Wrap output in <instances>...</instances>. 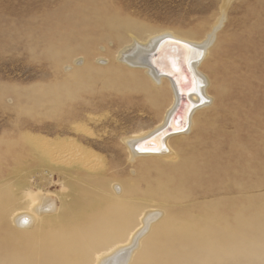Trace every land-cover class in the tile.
I'll list each match as a JSON object with an SVG mask.
<instances>
[{
  "label": "rangeland",
  "instance_id": "1",
  "mask_svg": "<svg viewBox=\"0 0 264 264\" xmlns=\"http://www.w3.org/2000/svg\"><path fill=\"white\" fill-rule=\"evenodd\" d=\"M210 32L218 50L208 65L224 90L218 95L213 74H204L213 89L206 93L209 107L174 148L175 160L194 152L200 160L206 156L208 166L192 176L188 197L170 205L191 216L208 214L203 222L208 229L217 225L216 213L227 218L226 231L237 235L223 243L242 252L215 249L220 262L209 258L203 230L178 247L188 235L167 229V211L148 193L173 162L130 157L128 136L160 122L172 96L164 85L148 88L144 71L119 58L133 39L143 43L154 34L173 33L199 41ZM136 70L142 71L139 76ZM67 139L87 149L81 155L85 165L104 166L107 193L120 192L124 181L132 194L111 202L92 199L93 214L104 209L106 216L85 220L91 222L85 235L49 240L39 235L18 255L24 241L18 236L14 252L11 217L25 207L24 191L48 192L61 205L81 197L84 182L72 176L67 163L51 161L55 155L63 161L78 155L54 144ZM226 162L228 170L218 175ZM138 173L146 179H136ZM149 211L153 218L145 225L141 221ZM237 211L243 212L240 225ZM141 230L129 264H264V0H0L1 257L16 254L6 264H93L95 253L122 247L132 231ZM194 238H200L199 251L192 247Z\"/></svg>",
  "mask_w": 264,
  "mask_h": 264
},
{
  "label": "bare ground",
  "instance_id": "2",
  "mask_svg": "<svg viewBox=\"0 0 264 264\" xmlns=\"http://www.w3.org/2000/svg\"><path fill=\"white\" fill-rule=\"evenodd\" d=\"M217 27L213 28V31H215ZM213 37V32L206 34L204 39L199 41L178 36L173 33L154 34L143 43L138 39H133L131 44L121 49L119 58L122 63H125L128 66L137 65L136 67H139L144 71L145 76L141 74V70H136V74L139 76V71H141V77L145 84H147L148 88L150 87V89H152L154 86L164 85L167 91H170L172 96L165 115L160 122H158L151 130L128 136L129 138L126 139V143L129 147L131 154L130 157L133 159L138 155H155L157 156V159L173 162L167 170L160 171V173L163 174L164 180H157L155 182V187L149 189L148 193H150L151 198L156 200L158 205L164 208V211H167L166 218L169 220V223H171V226L167 227V229L171 232H178L182 236L186 234L188 235L187 238L178 243V247L191 241L192 232L203 230L206 234L201 238H203L205 243H209L207 247L211 249L209 258L220 262L218 259L221 258L220 252L216 253L215 249H220L225 255L228 254L231 249L236 252H242V250L237 251L235 248L229 247V245L223 243L225 239L227 240V238L237 235L235 231H226L228 225L226 221L227 218L222 216L220 212L216 213L214 216L217 225H213L208 229L203 225V222L209 218L208 214H204L203 216H191L185 209L173 208L170 205L172 203L178 204L182 202L184 198L188 197V193L185 194V188L188 186L190 180H192V176L196 173L203 172L204 168L208 166L206 156L204 159L202 158L200 160L199 155L194 154V152L192 155L184 153L185 155L182 156V158L175 160L177 158V150L174 148L178 149L180 146V135L187 134L192 126L199 125L198 122L202 119L204 108L207 107L209 103H207V95L210 94L213 89H210L212 84L207 83L204 74L207 76L209 75L208 72H210L209 76L212 77L211 73L213 70L210 69L208 62L216 56L218 50L216 47L213 48ZM211 67L213 68V66ZM212 74L215 78V90L219 95L223 88L217 82L216 74ZM196 111H198L197 114H195ZM70 139L63 142L62 140H59V142L53 143L67 145L72 152L74 151V153H77L78 155L73 156L72 158H70L71 156H67L68 158L65 159V161L60 159L62 158L61 156L57 157L55 155V158L51 157V161L53 160L54 162L55 160H61L60 162L67 163V169L69 170L71 167L70 173L72 176H74L76 180L84 182L79 187L78 191L81 197L72 199L71 203L67 205H61L60 202L56 203L54 197L48 192L47 194L42 192V190L38 191L37 189V191L29 189L24 191L25 195L23 196L27 201L24 207L25 209L22 208L11 217V221L16 225L12 226L11 230L15 232L17 237V239L12 241V244L17 247V249H13V251L18 253V236H22L24 241L23 249L21 250L22 253H18V255L24 254L23 250L28 247L27 241L32 240L39 235L45 240L59 237L66 233L71 234V232L85 235L87 229L91 226V222H85V220L90 219V216L101 214L106 216V211L104 209H99V214H93V208L90 204L93 202L92 199L100 201L101 199L104 200L106 198L111 202L112 199L124 200L129 198L132 194V185L124 184V181L122 182V189L120 192L113 193V196L107 193L106 185H108V183L104 166L99 165L96 167L85 165L84 161L81 162V155H83L87 149L82 148L79 143ZM171 140L173 142L177 140V144H175L176 146H173ZM41 141L46 140H43L42 138ZM50 142L47 143L46 141L47 144L51 145ZM46 147L48 149L50 146L47 145ZM57 148H59V146ZM65 151H67V149ZM215 159H217V157H215ZM76 161L81 163H77ZM217 165H220V163ZM216 170L218 175L223 173L222 171L228 170V162ZM49 173L48 176H51L52 172ZM144 174L138 173L135 178H139V180L146 179ZM99 187L103 188V193L97 190ZM6 208L8 207L6 206ZM241 214H243L242 211L234 213L236 220L235 224L237 225H240L241 222H243ZM154 215H157V213ZM152 218L153 216L149 211L145 214L141 223L146 225V223L148 224ZM5 222H8V218H5V220L3 219V223ZM152 223L153 222H151V224ZM34 226L40 227V231H37V233L28 232V230ZM43 229H45V231H43ZM81 229H83V231H81ZM163 231L164 226L161 228V233ZM44 233L47 235H44ZM143 233L144 230L139 232L132 231L130 236H128V240L121 245L122 247H116L114 244L101 253H95L93 256V264H129L132 262L135 253V250L131 248V245L132 243H135V246L139 247L141 242L140 237L143 236ZM229 233H233V235ZM194 239L197 240V238ZM198 240L192 246L196 251H199L200 249L197 247ZM33 242L34 240H32L31 243ZM3 256L4 257L2 258L0 255V264H6V261L10 258H15L16 254L12 256L10 253H7V255ZM43 262L46 263V261Z\"/></svg>",
  "mask_w": 264,
  "mask_h": 264
}]
</instances>
